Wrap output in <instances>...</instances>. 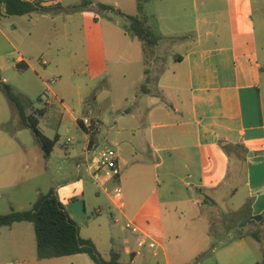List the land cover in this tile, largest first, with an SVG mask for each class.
Returning <instances> with one entry per match:
<instances>
[{"label":"crops","instance_id":"crops-1","mask_svg":"<svg viewBox=\"0 0 264 264\" xmlns=\"http://www.w3.org/2000/svg\"><path fill=\"white\" fill-rule=\"evenodd\" d=\"M99 2L125 15L138 13L137 0H94L93 6ZM254 2L157 0L148 16L162 41L149 66L142 43L125 32L124 17L110 11L89 24L93 54L98 63L104 57L102 63L111 65L107 79L130 77L123 98L112 103L110 143L119 154L121 174L99 187L108 193L113 185L124 184L126 200L119 211L157 244L155 252L139 249L141 235L132 233L136 245L127 239L130 261L121 255V263L192 264L200 257L206 264L262 263L252 258L254 247L264 255V237L257 240L252 234L263 233L264 223L250 220L264 213V66ZM14 65L30 67L23 57ZM147 78L148 92L143 93ZM101 134V125L86 133L82 154L73 157L80 173L76 198L60 194L80 234L89 224L81 205L73 202L85 197L81 170L91 176L87 161L96 155ZM54 139L59 141V134ZM224 145L231 146L228 152ZM24 210L19 206L18 211ZM213 217L226 219L225 228L217 231L218 242ZM26 223L0 228V264H95L86 254L39 260L34 227L31 232ZM248 225L255 231L244 232Z\"/></svg>","mask_w":264,"mask_h":264},{"label":"rangeland","instance_id":"rangeland-1","mask_svg":"<svg viewBox=\"0 0 264 264\" xmlns=\"http://www.w3.org/2000/svg\"><path fill=\"white\" fill-rule=\"evenodd\" d=\"M49 1V5L60 4L62 10L56 13L3 17L4 7L0 5V84L13 89L19 97L22 112L28 119L34 118L39 122L38 129L42 134L50 139L59 134V141L47 158L43 155L42 145L34 131L24 126L19 108L0 89L2 215L11 213L13 209L18 211L21 205L25 208L24 211L31 210L40 193L53 191L60 200L63 199L60 194L71 195L70 199L76 198V176L80 173L73 157L82 154L87 142L86 132L80 122L89 118L99 127L101 125V145L96 156L104 150L114 149L110 143L111 134L114 133L111 128L115 125L112 103L123 98L125 85L130 83V77L110 82L107 79L110 63L109 66L107 61L103 64L104 57L98 63L97 55L93 54L89 24L94 18L110 14L98 8V4L102 3H96L82 11L75 8L82 0ZM156 1L146 3L147 14L155 11ZM254 1L259 57L264 66V0ZM120 20L124 23L125 30L129 22L125 18ZM19 57L29 63V69L16 68L14 63ZM43 62L47 65L43 66ZM261 88L264 99V73ZM41 110L45 112L44 115L39 114ZM99 113H102L100 120L96 119ZM90 155L93 156L92 151ZM81 171V177L86 181L85 197L73 202L81 205L85 221L89 224L88 227L81 228V234L94 240L104 259L109 257L111 250H115L122 255L123 261L129 263L130 256L126 254L124 247L127 239L133 241L132 232L126 229L127 221L113 202L114 185L110 188V195L109 192L104 193L86 172V168ZM120 188L123 199L126 200V186L123 184ZM84 207L86 211L83 212ZM225 220L213 217L211 227L216 242L219 240L217 231L225 228ZM26 225L32 232V224ZM238 227H233V230L239 229ZM255 229L248 225L244 232ZM33 235L35 243L34 231ZM133 245H136L135 241ZM256 252L254 247L252 259L264 264V255ZM204 260L206 259L200 257L192 264H206Z\"/></svg>","mask_w":264,"mask_h":264},{"label":"trees","instance_id":"trees-1","mask_svg":"<svg viewBox=\"0 0 264 264\" xmlns=\"http://www.w3.org/2000/svg\"><path fill=\"white\" fill-rule=\"evenodd\" d=\"M149 1L151 0H137L138 13L134 16L125 15L111 6L98 4L101 11H111L128 20L129 24L125 27V32L142 43L145 66L149 64L153 51L162 41V37L156 32L151 24L150 17L146 13L145 5ZM49 2V0H0V5L5 8V17L24 16L32 13H56L62 10L60 4L56 6L49 5ZM93 4L94 0H82L81 4L75 8L84 11L92 7ZM145 73L146 75L149 74L147 69ZM149 82L150 79L147 78L146 83L141 88L143 93L148 92ZM0 89L19 108L24 126L34 131L42 145L45 156L48 158L53 152L58 139L51 140L45 137L38 129L39 122L34 118L28 119L24 115L19 97L10 86L0 84ZM43 113L42 110L39 111L40 115H43ZM80 126L88 134L95 132H90L81 122ZM223 148L228 152L231 146L224 145ZM251 220L264 223V213ZM19 222H29L33 225L37 244V258L39 260L86 254L95 264H123L120 262V253L112 250L110 260H106L93 240L81 236L79 225L69 215L66 207L53 191L47 194L40 193L29 211H12L6 215L0 214V228L10 227ZM262 235L264 237V232L261 234L254 233L252 237L261 240Z\"/></svg>","mask_w":264,"mask_h":264},{"label":"built area","instance_id":"built-area-1","mask_svg":"<svg viewBox=\"0 0 264 264\" xmlns=\"http://www.w3.org/2000/svg\"><path fill=\"white\" fill-rule=\"evenodd\" d=\"M43 65H47L46 62H43ZM50 102H48L49 104ZM82 124L90 132L96 131L98 128L97 123L89 118H85L82 121ZM70 142V140L68 141ZM87 165L91 168V176L93 180L98 185H103L111 180H117L120 177L121 170L119 166V154L115 149H107L101 152L99 155H95L92 159L87 161ZM112 195L116 200L117 206L119 208L123 207V194L119 186H117ZM126 229L130 230L134 234L141 235V238L138 241V248L142 249L144 247H149L152 251L156 250V242L154 240L149 241V237L143 233L140 226L136 223L128 221L126 224Z\"/></svg>","mask_w":264,"mask_h":264}]
</instances>
